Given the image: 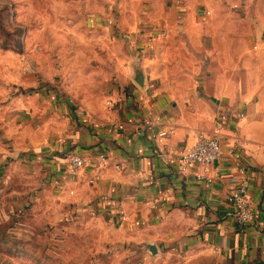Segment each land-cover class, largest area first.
Masks as SVG:
<instances>
[{
	"label": "rangeland",
	"instance_id": "obj_1",
	"mask_svg": "<svg viewBox=\"0 0 264 264\" xmlns=\"http://www.w3.org/2000/svg\"><path fill=\"white\" fill-rule=\"evenodd\" d=\"M181 19L201 27L200 49L188 30L162 37ZM256 37L264 0H0V264H210L203 249H138L109 220L67 212L53 150L77 120L71 103L111 108L159 42L173 73L200 83Z\"/></svg>",
	"mask_w": 264,
	"mask_h": 264
},
{
	"label": "crops",
	"instance_id": "obj_2",
	"mask_svg": "<svg viewBox=\"0 0 264 264\" xmlns=\"http://www.w3.org/2000/svg\"><path fill=\"white\" fill-rule=\"evenodd\" d=\"M180 21L162 37L170 40L188 30L200 49L201 27L192 26L190 19ZM256 38L255 50L243 47L224 73L214 77L207 70L200 83L173 73L172 49L154 40L155 55L141 57L145 86L132 78L133 69L127 90L111 108H91L90 116L76 117L56 145L53 200L77 217L94 210L114 224L120 241L138 249L154 243L168 250L203 249L210 264H264V40ZM111 122L125 127L109 131ZM218 125L221 158L181 172L183 150L201 132L215 134ZM169 126L175 128L173 134H158ZM73 151L104 152L111 161L73 175L67 169ZM240 158L251 175L255 207V218L247 224L238 222L228 201ZM197 172L214 180L199 179Z\"/></svg>",
	"mask_w": 264,
	"mask_h": 264
},
{
	"label": "built area",
	"instance_id": "obj_3",
	"mask_svg": "<svg viewBox=\"0 0 264 264\" xmlns=\"http://www.w3.org/2000/svg\"><path fill=\"white\" fill-rule=\"evenodd\" d=\"M236 4L235 6H237ZM211 10H206L202 12V16L209 15ZM165 33V32H164ZM72 104V103H71ZM109 107H112L114 101L109 99L107 101ZM74 111L77 116H86L88 111L82 107H76L72 104ZM242 116L244 114L242 113ZM161 116H157V120H160ZM125 127L124 123L120 122H111L109 125V131H114L122 129ZM175 132L174 127H162L158 130L160 136H167ZM220 127L219 125L216 128L215 134H208L201 132L194 144L187 147L180 154L179 157V169L181 172H186L194 166H206L220 159L223 153L222 141L219 137ZM110 157L104 153H82V152H70L68 154L67 169L70 174L76 175L86 166L93 165L98 163L100 166H106L110 163ZM117 167H120L121 164L117 163ZM236 172L231 175V181L233 186L228 195V201L233 207L234 214L238 222L242 224L250 223L255 218V207L250 194V184H251V175L248 172V167L246 163L240 158L236 162ZM196 176L199 179L206 178L208 181H213V177L205 176L201 172H197ZM95 215V211H91ZM120 214L123 218L126 217L125 211L120 210Z\"/></svg>",
	"mask_w": 264,
	"mask_h": 264
},
{
	"label": "water",
	"instance_id": "obj_4",
	"mask_svg": "<svg viewBox=\"0 0 264 264\" xmlns=\"http://www.w3.org/2000/svg\"><path fill=\"white\" fill-rule=\"evenodd\" d=\"M133 78L135 79V81L141 85V86H145L146 84V73L145 70L141 67L140 64H135L134 65V74H133ZM151 250L155 253L158 251V247L156 244H151L150 245Z\"/></svg>",
	"mask_w": 264,
	"mask_h": 264
},
{
	"label": "trees",
	"instance_id": "obj_5",
	"mask_svg": "<svg viewBox=\"0 0 264 264\" xmlns=\"http://www.w3.org/2000/svg\"><path fill=\"white\" fill-rule=\"evenodd\" d=\"M127 90V87L125 88ZM72 108L74 109L73 105L71 104ZM75 112V111H74Z\"/></svg>",
	"mask_w": 264,
	"mask_h": 264
}]
</instances>
